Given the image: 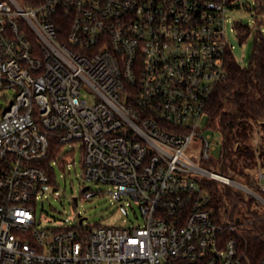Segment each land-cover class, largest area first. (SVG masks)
<instances>
[{
  "label": "built area",
  "instance_id": "2783aa9c",
  "mask_svg": "<svg viewBox=\"0 0 264 264\" xmlns=\"http://www.w3.org/2000/svg\"><path fill=\"white\" fill-rule=\"evenodd\" d=\"M233 7L0 0V89L14 91L0 114V264H264L242 247L245 223L216 214L202 188L212 179L264 204V169L251 189L187 154L196 146L200 162L212 160L201 123L226 76ZM64 145L80 147L84 179L134 200L142 222L43 226L35 212L50 184L46 159Z\"/></svg>",
  "mask_w": 264,
  "mask_h": 264
},
{
  "label": "trees",
  "instance_id": "16d2710c",
  "mask_svg": "<svg viewBox=\"0 0 264 264\" xmlns=\"http://www.w3.org/2000/svg\"><path fill=\"white\" fill-rule=\"evenodd\" d=\"M257 10L264 12V5L260 4ZM261 21L255 19L257 29L248 65L242 67L232 51L228 52L225 56L226 76L216 84L206 107L207 127L218 130L222 136L221 156L212 165L219 174L238 178L251 189L255 187L256 171L264 169V37ZM235 30L243 40L251 29L238 23ZM55 150H51L47 163L53 160ZM50 175V184H53V169ZM202 184L210 199L209 208L226 219L245 223L241 243L250 262L262 259L264 213L252 208L255 198L246 200L237 188L212 179L205 178Z\"/></svg>",
  "mask_w": 264,
  "mask_h": 264
},
{
  "label": "rangeland",
  "instance_id": "374dc122",
  "mask_svg": "<svg viewBox=\"0 0 264 264\" xmlns=\"http://www.w3.org/2000/svg\"><path fill=\"white\" fill-rule=\"evenodd\" d=\"M22 3V0H17ZM264 5V0H233V8L227 12V22L225 24V39L232 46V55L239 65L246 67L250 61L254 33L257 29L255 19L262 20L260 30L264 37V12L257 10L259 5ZM240 23L250 27V34L240 40L235 26ZM14 91L11 88L0 89V114L13 100ZM83 97L92 102L90 93L83 91ZM201 127L204 136H210L209 142L212 156L210 162H200L199 147L191 146L187 154L197 157L199 164L214 172L217 170L212 162L221 156V133L213 128L207 127V116L202 121ZM71 150V151H70ZM54 170L55 182L44 187V192L36 202V216L43 226L65 227L77 226L79 217L83 218V226L89 228L103 226H136L142 222V216L138 204L130 199H114L108 191L111 186L99 182L89 181L83 178L81 166V151L79 146L73 149L64 145L54 160L51 161ZM240 180L238 178L233 179ZM242 183V182H241ZM89 186L91 191L96 192L91 199L83 197L82 188ZM53 188H57L53 191ZM236 188V187H234ZM239 190V189H238ZM245 199L253 198L244 190H240ZM77 198V203L73 198ZM253 209L259 213H264V204L259 200H254Z\"/></svg>",
  "mask_w": 264,
  "mask_h": 264
},
{
  "label": "water",
  "instance_id": "95a60500",
  "mask_svg": "<svg viewBox=\"0 0 264 264\" xmlns=\"http://www.w3.org/2000/svg\"><path fill=\"white\" fill-rule=\"evenodd\" d=\"M86 189H87V186H85L82 190L85 191ZM55 190H56V189L54 188L53 191H55ZM73 201H74L75 203H77V198L74 197V198H73ZM78 217H79V222H82V221H83V218L80 217V215H78Z\"/></svg>",
  "mask_w": 264,
  "mask_h": 264
}]
</instances>
